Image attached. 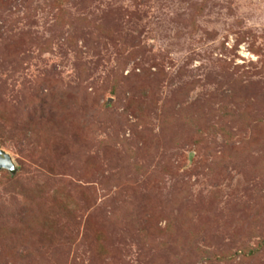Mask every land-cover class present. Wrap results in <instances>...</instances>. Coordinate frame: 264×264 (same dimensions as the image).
Segmentation results:
<instances>
[{
	"label": "rangeland",
	"instance_id": "1",
	"mask_svg": "<svg viewBox=\"0 0 264 264\" xmlns=\"http://www.w3.org/2000/svg\"><path fill=\"white\" fill-rule=\"evenodd\" d=\"M0 264H264V0H0Z\"/></svg>",
	"mask_w": 264,
	"mask_h": 264
},
{
	"label": "water",
	"instance_id": "2",
	"mask_svg": "<svg viewBox=\"0 0 264 264\" xmlns=\"http://www.w3.org/2000/svg\"><path fill=\"white\" fill-rule=\"evenodd\" d=\"M6 169L10 173L14 174L17 171V167L12 157L3 149L0 148V170Z\"/></svg>",
	"mask_w": 264,
	"mask_h": 264
}]
</instances>
